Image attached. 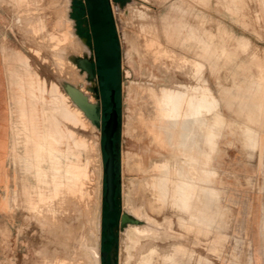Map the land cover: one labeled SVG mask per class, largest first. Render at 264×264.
I'll return each instance as SVG.
<instances>
[{
  "label": "rangeland",
  "instance_id": "rangeland-1",
  "mask_svg": "<svg viewBox=\"0 0 264 264\" xmlns=\"http://www.w3.org/2000/svg\"><path fill=\"white\" fill-rule=\"evenodd\" d=\"M16 1L0 0V74L4 71L0 86L4 87L10 135L11 181L0 230V264H63L61 259L64 264H104L101 252L109 249L105 246L109 234L105 236L104 231L116 218L120 229L113 242L115 264H137L143 251L152 246L161 255L174 254V248L182 246L189 253L184 260L190 264H196L199 257L202 264H264V0H109L115 30L110 21L109 28L101 26V15L98 22L92 17L90 23L85 9L76 26L73 0ZM71 21L74 25L69 28ZM73 29L78 38L63 42V51L62 47L53 50V33L58 37ZM85 45L91 54L82 50ZM19 51L29 57L32 69L48 84L58 83L73 105V89L87 91L95 104L101 105L99 124L83 115L85 125L71 128L84 146L81 148L76 138H68V144L62 145L64 165H77L86 174L73 188L62 179L61 193L53 190L48 154L40 159L32 157L33 137L29 132L28 138L22 119L25 103L19 97L16 72L5 63L9 53ZM82 59L93 61L94 80H89L87 71L78 65ZM14 66L25 72L21 64ZM127 70L131 77L126 76ZM74 73L79 74L78 79ZM91 83L98 89V99ZM130 85H147L144 88L158 93L165 87L181 90L186 104L181 98L179 117L168 121L170 125L163 130L157 126L158 105L144 94L138 99L134 94L131 100ZM207 88L213 98L205 94L208 103L203 97ZM112 90L116 91L121 125L116 137L118 217L105 210L104 200L103 113L110 110ZM190 97H195V102ZM198 105L205 111L189 137L198 158L194 175L197 197L187 213L177 204L178 183L185 179L179 171L192 163L183 147L190 132L185 125L192 122L189 117ZM158 168H163L165 175L163 201L154 196L157 175H161ZM204 188L215 191L216 202L203 193ZM198 212L219 213L220 225L190 221V215ZM124 214L135 222L122 226Z\"/></svg>",
  "mask_w": 264,
  "mask_h": 264
},
{
  "label": "bare ground",
  "instance_id": "bare-ground-1",
  "mask_svg": "<svg viewBox=\"0 0 264 264\" xmlns=\"http://www.w3.org/2000/svg\"><path fill=\"white\" fill-rule=\"evenodd\" d=\"M16 1V0H15ZM19 1V0H18ZM16 1V4L17 2ZM22 1V0H20ZM19 1V2H20ZM30 0H28L29 2ZM24 4V2H22ZM31 3V2H30ZM15 4V2H14ZM19 4V3H18ZM22 4V6H23ZM19 6V5H18ZM17 9V7H14ZM21 8V7H20ZM23 10H25V8L23 7ZM32 10V9H31ZM21 11V10H20ZM27 11V10H26ZM35 15V14H34ZM29 16V15H27ZM143 16V15H142ZM26 19V18H25ZM42 23V22H41ZM71 24H69V28L73 27V21L70 22ZM34 24V23H33ZM32 24V25H33ZM38 24V23H37ZM40 24V23H39ZM44 25V23L42 24V26ZM171 25V24H170ZM60 26V25H59ZM68 26V25H67ZM34 27V25H33ZM47 27V26H46ZM68 28V27H66ZM66 30V29H65ZM63 33L57 34L60 35L58 37L55 36V33H53V35L51 34L49 36L52 37L53 40H55V44L51 47L53 50H58L59 47H62L63 42H67L69 40H71L72 37H77L76 33L74 31V29L72 31H65ZM165 32V30H164ZM166 33V32H165ZM30 35V34H29ZM165 35V34H164ZM48 36V37H49ZM45 38V39H44ZM42 40L46 41V37H44ZM78 38V37H77ZM51 39V38H50ZM38 40V39H37ZM75 40V38H74ZM195 40V39H194ZM44 41V42H45ZM73 41V40H72ZM47 42V41H46ZM54 42V41H53ZM75 42V41H74ZM72 42V44L74 43ZM10 43V42H9ZM35 43V42H34ZM43 43V42H41ZM71 43V42H70ZM40 44V43H39ZM65 44V43H64ZM13 46V45H12ZM49 46V45H48ZM65 46V45H64ZM63 46V47H64ZM63 47H62V51H63ZM146 47V46H145ZM9 48V46H8ZM16 48V47H15ZM36 48V47H35ZM44 48V47H43ZM83 48V51L88 52V47L87 45H85V47H81ZM12 49V48H11ZM142 49H144L142 47ZM147 49V47H146ZM39 50V49H38ZM81 50V52H82ZM148 50V49H147ZM159 50V49H158ZM157 50V51H158ZM145 51V50H144ZM160 51V50H159ZM56 53V52H53ZM83 53V52H82ZM90 53V50L89 52ZM148 53V52H147ZM162 53V52H161ZM86 54V53H85ZM84 54V55H85ZM91 54V53H90ZM89 54V55H90ZM87 55V54H86ZM8 58L5 61V63L7 64V67L10 65L11 67L13 66V70L15 73V75L17 76L18 79V87H19V91L21 92V96H19L21 98L22 104L25 103V107L23 109V113H22V119L25 122V127L27 129V136L28 138H31V136L33 137V139L31 138V140L33 141V144L35 145V152L34 155L32 156L34 159H40L44 153H47L49 156V161H51V165H52V178H53V190L55 192L59 191L61 189V187L63 186L64 182L62 181V179H66L67 180V184L68 187L73 188L76 187L79 182L81 181V178L83 177V175L86 174L85 169L84 171L77 165L74 164H67L64 165L63 163V157L65 156V152L62 149V145L64 143L68 144V138L70 139H75V133L74 131L71 129L72 126L76 127L77 125L79 126V124L81 125H85V119L83 120V115L86 116V119L88 118V116L86 115L85 111L76 103L75 107L72 104V100L70 99V97H68V95L65 94V92H63L61 90V86L59 87L57 84L55 83H51L48 84L47 81L45 79L42 78V76L40 77V73L38 74L37 71H35L34 69H32V65L30 63H28V59L29 57L26 56L25 54L19 52H13L8 54ZM56 56V54L54 55ZM91 57V55H90ZM44 59V58H43ZM57 58L55 57V60ZM61 61V58H58ZM160 59V58H159ZM46 60V59H45ZM88 60V59H87ZM48 62V61H47ZM63 62V60H62ZM49 63V62H48ZM165 63V62H164ZM163 63V64H164ZM14 64L16 65H22L25 69L24 73H21L18 71V69H16V66H14ZM36 64V63H35ZM38 64V63H37ZM166 64V63H165ZM64 65V64H63ZM172 65V64H171ZM57 66V65H56ZM62 66V65H61ZM73 66V65H72ZM167 66V65H166ZM58 67V66H57ZM74 67V66H73ZM73 67H70L69 70ZM9 68V67H8ZM7 68V70H8ZM48 68V67H47ZM50 69V68H49ZM58 69V68H57ZM62 69V68H61ZM64 69V68H63ZM77 68L74 69V71ZM6 70V71H7ZM42 70V69H41ZM47 70V69H46ZM60 70V69H59ZM73 71V70H72ZM73 71V72H74ZM76 72V71H75ZM79 72V71H78ZM81 72V71H80ZM79 72V73H80ZM63 73L61 72V75ZM66 74V73H65ZM141 74V73H140ZM58 75V74H57ZM79 75V74H78ZM78 75H76V73H74V77L78 79ZM0 76H2L4 78V71L2 74H0ZM67 76V75H66ZM71 76V75H69ZM44 77V76H43ZM64 77V76H63ZM73 77V78H74ZM87 77V76H86ZM57 78V76H56ZM65 78V77H64ZM68 78V77H67ZM70 79V78H69ZM84 79V78H83ZM58 80V79H57ZM65 80V79H64ZM74 80V79H71ZM87 80V78H86ZM7 81V80H6ZM60 81V80H59ZM58 81V82H59ZM66 81V80H65ZM80 81V80H79ZM72 82V81H71ZM74 82V81H73ZM75 83V82H74ZM84 83V82H83ZM73 84V83H71ZM77 84V83H76ZM88 83H86L87 85ZM92 84V83H91ZM136 84V83H133ZM132 84V85H133ZM65 85V84H62ZM94 85V84H92ZM137 85V84H136ZM95 86V85H94ZM147 86V85H145ZM144 86V87H145ZM199 86V85H198ZM202 86V84H201ZM205 86V85H204ZM66 87V86H65ZM77 88L79 86H76ZM81 87V86H80ZM93 87V86H92ZM141 86H131L128 87V93L130 95V99H133L134 94H136V98L138 99L139 96H143V94L145 95L146 99L148 100H153L155 101V104L157 107H159L160 109V115L157 114L158 117V123L157 126L159 128H162L164 130V128L170 124H168L167 122L170 120H175L179 117V109L182 108L183 103L185 102L184 98L186 97L184 95V98H182V92L178 91V89H170L169 88H162L160 89L159 93L155 92L153 89H147ZM63 88V87H62ZM86 88V87H85ZM151 88V87H150ZM203 88V87H202ZM70 89V88H69ZM91 89V87H90ZM195 89V88H194ZM77 91H79L83 98L86 99V103H88L90 106H96L95 102H94V98L93 97H89L86 93L87 91H80L78 89H76ZM87 90V89H85ZM191 90H193V88H191ZM200 90V89H199ZM12 91V90H11ZM69 91V90H68ZM183 91V90H182ZM188 91V90H187ZM186 92V91H185ZM195 92V91H194ZM199 92V91H197ZM73 95L74 91L71 92ZM91 93V92H90ZM93 93V92H92ZM200 94H202V92H199ZM205 94L209 95V98L212 100V96L210 97L211 94H209L208 92V88H207V92L203 93V97L206 98ZM260 94V92H259ZM92 95V94H91ZM182 96V97H181ZM202 97V98H203ZM182 98V106H179V101ZM192 98V97H190ZM189 98V99H190ZM195 98V97H193ZM192 98V99H193ZM201 98V97H200ZM199 98V100H201ZM203 98V99H205ZM208 98V96H207ZM206 98V101H207ZM143 99V98H142ZM192 99H190V101H192ZM198 99V98H197ZM195 99H193V102ZM96 101V100H95ZM204 101V100H203ZM202 101V102H203ZM76 102V101H75ZM73 102V103H75ZM189 102V100H188ZM198 102V101H197ZM196 102V103H197ZM201 102V101H200ZM211 102V101H210ZM204 103V102H203ZM208 103V101H207ZM214 103V102H212ZM211 103V104H212ZM250 103V102H249ZM186 104V103H184ZM210 104V105H211ZM190 105L191 102H190ZM189 105V106H190ZM202 105V104H201ZM205 104H203V106H205ZM253 105V104H252ZM213 104L210 106L212 108ZM180 107V108H179ZM184 107H186L184 105ZM191 107V106H190ZM207 107V106H206ZM209 107V108H210ZM261 107V106H260ZM155 108V107H154ZM188 108V105L186 107V109ZM192 108V107H191ZM194 108V107H193ZM208 108V107H207ZM206 108V110H207ZM214 108V107H213ZM212 108V109H213ZM157 110V108H155ZM189 109V108H188ZM197 109V112L194 113H189L190 115V120L192 122H187L185 125L186 129H190L189 134L187 136V138L184 141V149L187 152L188 156L190 158H192V163L189 165H185L182 166L180 168L179 171V175L180 176H184L185 179H183V181H181L179 184L180 188H179V193H178V199H177V204H178V208H181L182 210L186 211L187 213L189 212V210L192 208L191 202L196 199V189L197 186L195 184V174L197 171V162H198V158L196 157L193 147L189 144L190 141H192L189 137L191 136V131L193 129V124L201 119H199V117H201L202 111V107H200L199 105L197 107H195V110ZM211 109V110H212ZM11 111V110H10ZM158 111V110H157ZM189 111V110H188ZM190 111H192V109H190ZM189 111V112H190ZM183 112V111H182ZM187 112V110L185 111ZM159 113V112H158ZM183 114V113H181ZM188 114V112H187ZM186 114V116H187ZM213 114V113H212ZM138 115V114H137ZM181 116V115H180ZM183 116V115H182ZM141 117V116H140ZM154 117V119H155ZM188 119V117H186ZM203 118V117H202ZM89 119V118H88ZM184 119V118H183ZM8 120V118L5 116L4 117V121L6 122ZM182 120V119H181ZM87 121V120H86ZM91 121V120H90ZM188 121V120H187ZM198 121V123H199ZM203 121V120H202ZM144 122V121H143ZM205 122V121H204ZM203 122V123H204ZM220 123V121H218ZM87 123V122H86ZM90 124V122H88ZM175 123V122H174ZM202 123V124H203ZM218 123L216 122V125ZM221 124V123H220ZM77 126V127H78ZM132 126V125H130ZM180 126V125H179ZM203 126V125H202ZM218 126V125H217ZM80 127V126H79ZM207 127V126H206ZM205 128V127H203ZM208 128V127H207ZM84 129V128H83ZM132 129V128H131ZM155 129V128H154ZM157 129V128H156ZM209 129V128H208ZM160 130V129H159ZM153 131V130H152ZM158 131V130H157ZM212 131V130H211ZM31 136H30V133ZM246 132V131H245ZM158 133V132H157ZM212 133V132H211ZM210 133V135H211ZM248 135L249 133L246 132ZM246 133L245 136L247 135ZM161 134V133H160ZM164 134V131H163ZM162 134V135H163ZM158 135V134H157ZM247 135V136H248ZM77 136V135H76ZM160 138V137H159ZM214 138V137H213ZM247 138V137H246ZM205 139V138H204ZM203 141H206L204 140ZM210 139V138H209ZM208 139V142H210V140ZM212 139V138H211ZM76 141L78 140L80 144V138H76ZM160 140V139H158ZM73 141V140H72ZM75 141V142H76ZM213 141V140H212ZM83 142V141H82ZM84 143V142H83ZM86 143V142H85ZM164 143V142H163ZM214 143V141H213ZM212 143H210L211 145ZM74 145V144H73ZM82 143L80 144V147L82 148V146H84V144L82 145ZM214 144H212L213 146ZM79 146V145H78ZM86 146V145H85ZM211 146V147H212ZM84 149L86 147H83ZM86 150V149H85ZM253 153V152H252ZM203 155V154H202ZM251 155V154H250ZM256 156V155H255ZM251 157H254L253 155ZM140 158V157H139ZM256 159V158H255ZM86 160V159H85ZM84 160V161H85ZM205 160H209L206 159ZM136 161V160H135ZM86 162V161H85ZM138 162V161H137ZM140 162V161H139ZM208 162V161H207ZM132 163V160H131ZM135 163V162H134ZM141 163V162H140ZM30 164V163H29ZM142 164V163H141ZM137 165V164H136ZM38 169V168H35ZM163 169V168H162ZM158 168L157 171H161V175H157L159 177L158 179V183L159 184L157 186V188H155V193L154 196L157 197V199L159 201H163L166 195V187H165V175L162 172L163 170ZM214 170V169H212ZM211 170V171H212ZM41 171V170H40ZM155 172V171H154ZM203 172V171H202ZM221 172V171H220ZM167 173V172H166ZM205 173H207L205 171ZM155 174V173H154ZM198 174V173H197ZM211 175V174H210ZM205 176V175H204ZM202 176V177H204ZM214 176V175H213ZM201 177V176H200ZM217 178V177H216ZM153 179V178H152ZM157 180V179H156ZM154 181V180H153ZM151 180V182H153ZM197 181V180H196ZM207 181V180H206ZM149 182V183H151ZM81 184V183H80ZM155 184V182L153 183ZM152 184V185H153ZM151 186V184H150ZM155 187V186H154ZM178 188V187H177ZM154 189V188H153ZM151 189V190H153ZM9 190V189H8ZM62 191H64L63 189H61ZM60 190V193H61ZM67 190V189H65ZM71 191V190H70ZM68 191V192H70ZM73 191V190H72ZM177 191V190H176ZM66 192V191H65ZM67 192V193H68ZM76 192V191H75ZM59 193V192H58ZM57 193V194H58ZM203 193L209 195V199L210 201H214L216 202V195H215V191L214 190H210V189H203ZM69 195H71L70 193H68ZM44 196V195H43ZM61 197V195H60ZM56 198V197H55ZM59 197H57L58 199ZM64 198V197H63ZM65 199V198H64ZM61 199L59 198L60 201ZM220 201V200H219ZM63 202V200H62ZM64 203V202H63ZM60 204V203H59ZM57 207H61L58 206ZM59 208V209H60ZM61 212V210H60ZM221 215L219 213H214V214H207L204 212H198V213H192L190 215L189 220L193 221L194 223H198V224H204L207 226H212V225H220L219 224V219H220ZM161 218V217H160ZM184 230V229H183ZM134 231V230H133ZM132 231V232H133ZM129 237V236H128ZM210 248V247H209ZM212 249V248H211ZM216 249V248H215ZM217 250V249H216ZM239 250V249H238ZM144 253L141 254L137 264H190L188 260V262L186 260H184V257L189 254L186 249L182 246H176L174 248V254H163L161 255V253H159L157 247H148L146 250L143 251ZM229 256V255H228ZM250 258V257H249ZM63 260V259H61ZM61 260L59 261L60 263ZM193 260V259H192ZM67 262V261H66ZM65 262V264H66ZM237 262V261H236ZM58 264V262H56ZM192 263V262H191ZM203 263V258L199 257L198 260L196 261V264H202ZM193 264V263H192ZM243 264V263H242Z\"/></svg>",
  "mask_w": 264,
  "mask_h": 264
},
{
  "label": "water",
  "instance_id": "water-1",
  "mask_svg": "<svg viewBox=\"0 0 264 264\" xmlns=\"http://www.w3.org/2000/svg\"><path fill=\"white\" fill-rule=\"evenodd\" d=\"M89 27V21L86 19V29ZM89 37V35H87ZM78 65L82 70H86L88 73L89 80H94L97 77L96 70L94 68L93 61L82 59L79 61ZM74 94L72 95L73 99L76 103L85 111L88 118L94 123L99 124L101 119V105L98 103L96 106H90L86 103V99L83 98L82 94L74 90ZM98 89L94 86L93 93L98 99L97 95ZM115 90L111 92V102H112V110L109 114V118L105 122L104 125V153L106 155V162L104 167V176H105V196L104 200L107 204L108 211L110 213L115 212L117 210V201H118V149L119 145L115 143V138L120 135L121 125H120V115L117 111V104L115 101ZM121 225L123 226L126 222H135L130 219L127 215H123L121 218ZM120 226H115L112 229L114 235H117ZM107 233L111 234V229L107 226ZM116 253V244L112 246L110 251L101 252V258L104 261V264H115L114 255Z\"/></svg>",
  "mask_w": 264,
  "mask_h": 264
},
{
  "label": "flooded vegetation",
  "instance_id": "flooded-vegetation-1",
  "mask_svg": "<svg viewBox=\"0 0 264 264\" xmlns=\"http://www.w3.org/2000/svg\"><path fill=\"white\" fill-rule=\"evenodd\" d=\"M83 5H84V7H83ZM72 6H73L72 13H73L74 20L76 22V26L79 25V21H80V18H81V13L83 12V9H85L86 13L89 15L90 23H91V18L92 17L94 18V22L95 21L98 22L97 16L101 15L102 16V20L99 21V23L102 26H106L107 25V27L109 28L108 22L110 20H112L111 6H110V1L109 0H73ZM108 35H110V34H108ZM125 73H126L127 77H131V75H132L130 70H127ZM115 95H116V93H115ZM117 107H118L117 111H118V113L120 115V107H119V105ZM111 110H112V103H111V107H110L109 112H104L103 113L104 114L103 115L104 116V122H106L107 119L109 118V114L111 113ZM115 143H116V138H115ZM112 213H114L116 215L117 213H119V211L117 209L115 212H112ZM118 221H119V219L116 218V220H114L112 225L107 224V226H109L110 229H111V234H109V239H107L106 243L104 242L105 246H108V248H109L108 251H110V249L112 248V246L114 244L113 243L114 240L118 236V233H117V235H114L113 232H112V229L115 226L118 225ZM106 230H107V227H106ZM104 251H107L106 247H105ZM103 263H104V261H103Z\"/></svg>",
  "mask_w": 264,
  "mask_h": 264
},
{
  "label": "crops",
  "instance_id": "crops-1",
  "mask_svg": "<svg viewBox=\"0 0 264 264\" xmlns=\"http://www.w3.org/2000/svg\"><path fill=\"white\" fill-rule=\"evenodd\" d=\"M113 28H114V24H113ZM106 32H107L106 29L103 28V33L105 37L107 36ZM118 46H119V43H118ZM3 88H4L3 86H0V90H1L0 91V230L4 227V222H5L4 215H5V211H7L6 208L8 206V201H9V199L7 198L6 188L7 186L11 188L10 164L8 160V154H9V148H10V145H9L10 135H9L7 124L4 121V117L6 115L4 112L5 111L4 110L5 93L3 92Z\"/></svg>",
  "mask_w": 264,
  "mask_h": 264
},
{
  "label": "trees",
  "instance_id": "trees-1",
  "mask_svg": "<svg viewBox=\"0 0 264 264\" xmlns=\"http://www.w3.org/2000/svg\"><path fill=\"white\" fill-rule=\"evenodd\" d=\"M111 22V24L113 25V22L112 21H110ZM115 28V27H114ZM106 38H107V40H111V38H110V36L107 34V36H106ZM117 42H118V39H117ZM104 155H105V153H104ZM105 158H106V155H105ZM117 194H119V187H118V192H117ZM105 210L107 211L108 210V207H107V204H106V202H105ZM116 216L118 217L119 216V213H117L116 214ZM104 233H105V236L107 235V230L105 229V231H104Z\"/></svg>",
  "mask_w": 264,
  "mask_h": 264
}]
</instances>
